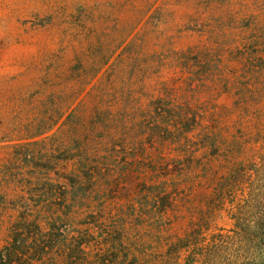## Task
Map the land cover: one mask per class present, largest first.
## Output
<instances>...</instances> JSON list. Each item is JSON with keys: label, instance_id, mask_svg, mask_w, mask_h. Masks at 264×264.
Listing matches in <instances>:
<instances>
[{"label": "rangeland", "instance_id": "rangeland-1", "mask_svg": "<svg viewBox=\"0 0 264 264\" xmlns=\"http://www.w3.org/2000/svg\"><path fill=\"white\" fill-rule=\"evenodd\" d=\"M261 55L264 0H0V208L44 200L38 186L69 170L70 145L109 127L117 162L142 167L131 186L163 163L200 182L164 232L144 233L142 264H264ZM159 104L204 117L185 159Z\"/></svg>", "mask_w": 264, "mask_h": 264}, {"label": "trees", "instance_id": "trees-1", "mask_svg": "<svg viewBox=\"0 0 264 264\" xmlns=\"http://www.w3.org/2000/svg\"><path fill=\"white\" fill-rule=\"evenodd\" d=\"M181 107L175 115L161 104L155 110L158 118H171L165 129L181 139V157L185 159L190 156L189 136L202 126L204 117L195 108ZM109 129L106 127L105 135L97 140L85 135L78 146L70 145L63 159L69 170L61 176L55 173L60 176L58 181L46 177L47 183L38 186L37 193L41 191L44 200L1 204L0 214L12 213L7 214L10 223L6 243L0 248V264H142L137 249L146 241L144 233L151 227L164 232L179 208L181 192L200 182L182 165L170 169V164L163 163L162 177L131 186L130 178L142 175V167L140 171L134 167L138 157L124 156L117 162L116 154L122 148L119 151L120 146L114 143L107 146L108 138L113 139ZM221 180L214 179L217 186ZM120 196L124 198L121 201ZM204 221L196 227L202 229ZM186 242L180 239V249L189 246Z\"/></svg>", "mask_w": 264, "mask_h": 264}]
</instances>
